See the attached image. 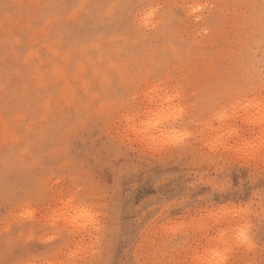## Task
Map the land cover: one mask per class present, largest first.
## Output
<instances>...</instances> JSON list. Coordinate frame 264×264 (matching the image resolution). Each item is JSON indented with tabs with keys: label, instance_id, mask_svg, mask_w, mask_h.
Returning <instances> with one entry per match:
<instances>
[{
	"label": "rangeland",
	"instance_id": "rangeland-1",
	"mask_svg": "<svg viewBox=\"0 0 264 264\" xmlns=\"http://www.w3.org/2000/svg\"><path fill=\"white\" fill-rule=\"evenodd\" d=\"M260 115L264 0H0V264H264Z\"/></svg>",
	"mask_w": 264,
	"mask_h": 264
},
{
	"label": "bare ground",
	"instance_id": "bare-ground-1",
	"mask_svg": "<svg viewBox=\"0 0 264 264\" xmlns=\"http://www.w3.org/2000/svg\"><path fill=\"white\" fill-rule=\"evenodd\" d=\"M158 89H159V86L157 85V86H155L154 91H155V92H158ZM165 93H166V92H165ZM155 94H156V93H155ZM157 94H158V95H157L156 98H158V96H160L159 93H157ZM169 94H170V93H169ZM162 95L164 96V94H161V96H160L161 98H159L158 101H163V102H164V101H165V102L168 101V104H169V102H170L171 100H172V102H173V101L176 99V97H177V95H175V97H172V98L169 97V96H171V95H169V96L167 95V96H164V97H162ZM173 95H174V94H173ZM154 97H155V95L153 96V98H154ZM156 98H155V99H156ZM178 98H179V97H177V99H178ZM160 99H161V100H160ZM177 99H176V100H177ZM152 100H153V99H152ZM172 102H171V103H172ZM166 103H167V102H166ZM174 103H175V101H174ZM158 104H159V103H158ZM162 105H163V103H162ZM162 105H160V108H159V107H158V108L161 109V108H162V107H161ZM165 105H166V104H165ZM170 105H171V104H169V106H170ZM166 106H168V105H166ZM166 106H165V107H166ZM169 106H168V107H169ZM171 106H175V105L172 104ZM165 107H164L163 110L161 109V110L158 111V112L156 111V112L158 113V117H160V116L162 115L161 113H163V115H164V114L167 112V111H166V108H168V107H166V108H165ZM176 108H177V110L179 109L178 107H176ZM169 109H170V107H169ZM169 109H168V110H169ZM164 110H165V111H164ZM170 110H171V109H170ZM170 110L168 111V113H170ZM174 110H176V109L174 108ZM174 110L172 109L173 112H171V113H175ZM179 110H180V109H179ZM163 111H164L165 113H164ZM152 112H153V111H152ZM159 112H161V113H160L161 115L159 114ZM179 112H181V110H180ZM168 113H167L166 115H168ZM150 114H151V113H150ZM153 114H155V112H153ZM153 114H152V115H153ZM175 114H176V113H175ZM170 115H171V114H170ZM170 115L167 116V117H170ZM153 116H154V115H153ZM155 116H157V114H156ZM260 116H261V117H260ZM260 116H258V118H261V119L264 120V117H263L264 115H260ZM161 117H162L161 120H164V119H163L164 117H163V116H161ZM262 117H263V118H262ZM261 119H260V120H261ZM161 120H160V121H161ZM164 121H165V120H164ZM159 123H160V122H159ZM157 124H158V123H157ZM156 127H158V126H156ZM230 131H232V130H230ZM223 132H224V131H223ZM227 132L229 133V131H227ZM220 135H221V133H220ZM228 135H229V134H228ZM221 136H222V135H221ZM221 136H220V137H221ZM224 136H225V135H224ZM81 214H82V213H81Z\"/></svg>",
	"mask_w": 264,
	"mask_h": 264
},
{
	"label": "snow or ice",
	"instance_id": "snow-or-ice-1",
	"mask_svg": "<svg viewBox=\"0 0 264 264\" xmlns=\"http://www.w3.org/2000/svg\"><path fill=\"white\" fill-rule=\"evenodd\" d=\"M157 123H159V121H157ZM177 139H179V137H177ZM239 235H240V238L242 240H246L247 239L246 233L243 230H241Z\"/></svg>",
	"mask_w": 264,
	"mask_h": 264
}]
</instances>
